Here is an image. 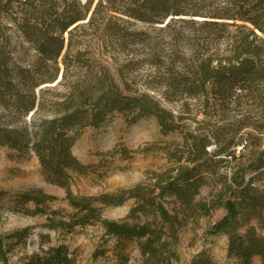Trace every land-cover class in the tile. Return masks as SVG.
I'll return each instance as SVG.
<instances>
[{
	"label": "trees",
	"instance_id": "16d2710c",
	"mask_svg": "<svg viewBox=\"0 0 264 264\" xmlns=\"http://www.w3.org/2000/svg\"><path fill=\"white\" fill-rule=\"evenodd\" d=\"M183 1L0 0V145L31 151L45 179L65 190L70 210H49L54 197L40 189L18 191L10 208L44 216L41 226L48 230L97 226L102 237L117 241L116 264H127L129 256L119 246L124 241L136 243L137 264H173L180 231L221 209L205 235L227 236L223 264H264L263 49L243 36L226 62L197 59L190 75L167 79L186 92L185 98L163 97L181 103L173 109L131 91L120 69L104 64L95 51L98 41L127 47L143 33L136 24L173 19L184 12ZM230 18L248 23L254 37L264 35V0H242ZM185 99L202 102L201 119ZM116 113L129 116L130 123L154 117L162 135L175 136L159 149L166 166L118 193L74 194L73 175H87L90 168L73 154L74 142ZM203 188L207 193L201 196ZM4 194L0 190V199ZM129 199V216L140 214L144 221L103 216V207ZM29 231L0 234V261L6 263ZM39 236L40 250L19 264H78L68 245L42 247L50 243L49 234ZM192 264L216 263L197 256Z\"/></svg>",
	"mask_w": 264,
	"mask_h": 264
},
{
	"label": "rangeland",
	"instance_id": "374dc122",
	"mask_svg": "<svg viewBox=\"0 0 264 264\" xmlns=\"http://www.w3.org/2000/svg\"><path fill=\"white\" fill-rule=\"evenodd\" d=\"M240 3L242 0H184V12L173 19L167 18L166 23L153 26L136 24L135 28L143 32L141 38L129 41L125 48L115 44L107 46L98 41L95 46L97 57L113 69H120L131 91L153 96L165 107L173 109L181 103L169 102L163 97L185 98L186 92L182 85L168 84L167 79L177 78L181 73L190 75L192 64L197 59L209 57L214 63L226 62L243 36L264 51L263 34L258 32L254 37L250 34L248 23L230 18L237 14ZM233 21L235 24H231ZM54 84L49 83L51 86ZM185 100L191 111L199 112L197 119H201L202 102ZM252 106L256 111L262 110L259 103L253 102ZM29 115L23 119L28 121ZM19 122L20 119L14 123ZM174 138L173 134L160 133L154 117L130 123L129 116L125 114L109 116L103 125L86 129L74 142L73 154L90 168L87 175H73L71 191L88 196L112 194L146 181L151 171L166 166V158L159 149ZM29 189H40L54 197L47 202L49 210H70L64 199L65 190L45 179L31 151L19 152L0 145V190L5 191L0 199V234L30 228L26 241L8 254L6 263L0 261V264H19L24 255L38 252L39 234L46 233L50 243L42 247L65 243L73 251L78 264L117 263V241L112 237H102L97 226L76 227L73 232L65 233L42 227L44 216L12 211L10 206L13 205L14 194ZM206 193L207 189L203 188L200 195ZM132 205L133 201L129 199L120 206L103 207L102 214L109 219L144 221V216L140 214L129 216ZM222 213L219 209L210 217L190 222L180 231L177 245L179 259L173 264H192L197 256L216 264L228 261L227 236L205 235L208 223L218 219ZM119 246L129 256L127 264L138 263L140 256L135 242L124 241Z\"/></svg>",
	"mask_w": 264,
	"mask_h": 264
},
{
	"label": "water",
	"instance_id": "95a60500",
	"mask_svg": "<svg viewBox=\"0 0 264 264\" xmlns=\"http://www.w3.org/2000/svg\"><path fill=\"white\" fill-rule=\"evenodd\" d=\"M165 23H166V21H165ZM59 78H60V77H58L56 81H58V80H59Z\"/></svg>",
	"mask_w": 264,
	"mask_h": 264
}]
</instances>
